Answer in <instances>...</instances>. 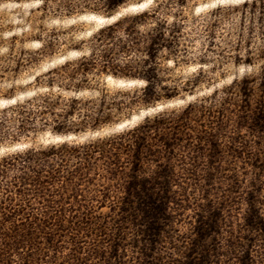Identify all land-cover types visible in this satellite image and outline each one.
<instances>
[{
    "label": "rangeland",
    "instance_id": "rangeland-1",
    "mask_svg": "<svg viewBox=\"0 0 264 264\" xmlns=\"http://www.w3.org/2000/svg\"><path fill=\"white\" fill-rule=\"evenodd\" d=\"M258 1L123 0L109 12L106 0H0V110L34 98L50 70L89 56L94 35L121 17L153 14L183 23L197 54L192 63L169 64L164 72L177 87L174 99L137 107L132 118L98 133L38 132L2 141L0 159L139 135L147 119L165 114L175 119L188 106H203L191 122L159 131L182 141L171 161L173 201L153 241L122 212L121 184L98 173L71 176L75 163L70 162L58 166L53 178L43 174L40 185L21 183L12 174L0 178V264H264V127L253 123L264 115V78L258 61L251 68L237 63L227 48L241 14H264ZM211 19L216 45L225 49L205 54ZM244 79L248 95L228 90Z\"/></svg>",
    "mask_w": 264,
    "mask_h": 264
},
{
    "label": "trees",
    "instance_id": "trees-1",
    "mask_svg": "<svg viewBox=\"0 0 264 264\" xmlns=\"http://www.w3.org/2000/svg\"><path fill=\"white\" fill-rule=\"evenodd\" d=\"M258 3L264 7V0ZM122 4L123 0H106L104 7L114 12ZM149 17L158 19L153 14L125 16L102 28L93 37L89 56L50 70L45 75L47 83L34 98L0 110V142L38 132L60 137L98 133L132 118L137 107L148 108L174 99L177 87L168 84L164 72L169 64L177 68L192 63L190 59L197 54L191 52L193 42L186 40L183 23L159 19L148 22ZM241 20L227 48L233 49L237 63L251 68L258 61L264 78V14H241ZM212 21L205 26V54L225 49L216 45ZM199 62L206 64L204 60ZM122 83L143 86L119 87ZM233 88L242 95L250 92L247 79L235 81L228 90ZM197 108L203 106H188L175 119L170 117L173 114L147 119L138 129L139 135L134 131L82 146L63 144L0 159V178L12 174L21 183L34 181L40 185L43 174L53 178L58 166L73 162L74 171H68L71 176L98 173L108 182L121 184L122 212L145 227L147 237L153 241L159 232L158 222L173 201L171 161L174 147L182 141L159 131L163 126L171 130L172 126L191 122ZM253 123L262 129L264 115H256ZM151 162L156 163L155 169H151Z\"/></svg>",
    "mask_w": 264,
    "mask_h": 264
}]
</instances>
